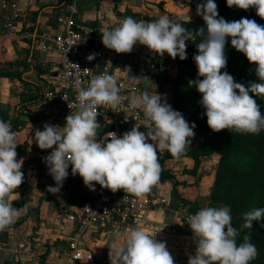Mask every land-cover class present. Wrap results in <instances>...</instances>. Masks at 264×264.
I'll return each mask as SVG.
<instances>
[{"label":"clouds","instance_id":"clouds-1","mask_svg":"<svg viewBox=\"0 0 264 264\" xmlns=\"http://www.w3.org/2000/svg\"><path fill=\"white\" fill-rule=\"evenodd\" d=\"M226 5L245 11L255 8L256 15L264 19V0H226ZM196 13L202 17L205 27L194 33L168 15L161 14L150 22L136 21L129 16L118 26L104 31L102 43L117 54L131 53L139 43L161 56L167 53L172 59L179 56L180 60H185L186 41L199 36L201 42L193 57L198 78L190 80L189 85L201 94L198 103L204 109L202 116L207 117V126L213 132L227 129L258 135L264 130V115L253 96L264 99V25L248 18L226 21L219 17L215 0L198 3ZM229 39L237 52L256 65L259 82H250L245 87L228 72L221 71L227 66L225 44ZM87 59H95V54ZM119 91L112 74L95 76L86 88L79 87L78 110L66 117L65 126L45 123L43 131L35 130L37 146L41 150L52 149L43 158L55 182V186L47 187L48 192H60L71 166V175H79L90 191H95V184H99L113 193L123 190L139 198L160 180L162 167L158 152H167L179 159L191 146L196 125H190L183 114L157 92L152 95L145 92L131 100V108L143 109L147 132L140 131L141 124L137 123L122 136L107 132L98 141L97 109L107 105L115 112L121 101ZM17 146L10 122L0 120V231L14 223L22 211H27V204L17 209L7 199L24 182L21 171L24 161L17 160ZM262 219L264 208H254L244 214L242 228L252 229L253 222ZM231 221L227 206L206 207L191 215L187 224L197 243L195 254L188 256V264H250L258 255L257 248L247 234L244 242L237 245L238 232ZM109 260L110 264H174L166 242H159L155 236L137 228H133L122 243L112 244Z\"/></svg>","mask_w":264,"mask_h":264},{"label":"crops","instance_id":"crops-1","mask_svg":"<svg viewBox=\"0 0 264 264\" xmlns=\"http://www.w3.org/2000/svg\"><path fill=\"white\" fill-rule=\"evenodd\" d=\"M4 1L10 0H0V4ZM13 1L19 3L21 16L6 37L2 35L6 11L0 7V120L10 122L18 143L17 160L24 161L21 169L24 182L7 199L17 209L27 204V214L18 225L8 226L0 231V264H21L17 258L19 251L24 255V264H63L69 252L68 240L75 227V222L69 216L78 215L82 192L88 187L79 175H71L70 166L69 176L60 192H48L47 187L55 186V182L48 174L43 158L52 149L41 150L34 136L36 129L43 131L45 123L65 126L66 117L77 112L73 110L63 113L56 101L44 96L48 88L58 87L61 83L58 79V54L51 37L65 30L58 17L62 14L67 0ZM78 1L77 20L96 28L95 44L104 52L102 62L110 66L116 79L126 74L133 77L137 90L130 93V100L145 92L151 93V88H155L156 84L165 82L164 77L171 78L174 69L170 66L171 60L167 53L161 56L137 43L131 53L117 54L114 50L104 47L102 33L118 26L129 16L134 19L139 16L136 21H141L140 18H144L141 12L146 5L150 17L144 18L145 22L155 21L161 14L176 21L185 20L182 17L187 9L183 5L177 2L171 4L169 0L163 4L159 0ZM125 11L129 13L123 14ZM188 14L189 12L186 15ZM145 62L148 70L145 68ZM140 67L143 68V74L138 76L135 71ZM157 67L164 68L168 76L154 73ZM148 71L153 77L148 76ZM35 95L38 96L35 101L19 105L21 101L26 102L28 97ZM142 118L145 123L144 114ZM97 122L100 127L96 129V139L99 141L103 139L104 126L99 120ZM143 131L147 132V129ZM147 142L153 143L151 140ZM171 159L174 158L160 163L161 167L163 164L166 168ZM38 160L43 162L38 163ZM172 162L176 165L172 170L173 174H176V180L165 178L162 170L159 182L149 193L143 195L153 198L154 201L165 198L167 204H162L161 208H156V204L153 208L145 210L138 223L126 228L107 229L97 226L87 229L81 242L94 252V258L81 264H110L109 250L112 244L122 243L133 228L144 230L147 234L155 236L159 242H166L174 264H188V256L195 254L197 242L187 221L183 219V199L191 200L201 193V189L189 184L192 179L189 173L192 165L190 158H175ZM190 213L194 215L191 211ZM23 214L22 211L15 221Z\"/></svg>","mask_w":264,"mask_h":264},{"label":"built area","instance_id":"built-area-1","mask_svg":"<svg viewBox=\"0 0 264 264\" xmlns=\"http://www.w3.org/2000/svg\"><path fill=\"white\" fill-rule=\"evenodd\" d=\"M0 7L6 11L2 33L3 37H6L21 16L19 3L13 0L4 1ZM78 7V0H67L62 14L58 17V21L64 24L65 30L51 37L58 54L60 67L58 79L61 83L58 87L48 88L44 96L56 101L63 113L78 110L76 97L79 87L86 88L95 76L103 73L112 74L110 66L102 62L103 50L95 44L96 28L77 20ZM92 54H95V59L89 61L87 57ZM116 80L121 97L119 107L115 112L107 105L97 109L96 119L104 126L103 137L107 132H116L117 136H122L137 123L141 124L140 131L145 129L142 111L130 106L129 95L137 90L133 77L126 74ZM167 202L165 198L158 201L145 196L137 198L120 190L113 193L101 188L99 184H95V191L87 188L82 192L78 215L69 216L75 222V227L68 240L69 252L63 264H81L93 260L94 252L81 242L87 229L107 225L111 228L129 227L141 220L145 210L153 208L156 204V208H161V205ZM191 215L185 212V221ZM17 258L21 264H24V255L21 251L17 253Z\"/></svg>","mask_w":264,"mask_h":264},{"label":"rangeland","instance_id":"rangeland-1","mask_svg":"<svg viewBox=\"0 0 264 264\" xmlns=\"http://www.w3.org/2000/svg\"><path fill=\"white\" fill-rule=\"evenodd\" d=\"M159 1L163 4L167 0ZM169 2L171 4L177 2L187 9L182 17L183 19L192 22L199 20L205 26L202 17L196 13V7L198 3H206V0H169ZM215 3L218 6L219 17H223L226 21L231 22L248 18L255 20L258 24L262 23L263 19L256 15L255 8H250L247 11L235 7L228 8L226 0H215ZM146 8L147 5L141 12L144 18L150 17V12ZM188 12L189 14L186 15ZM143 19L140 18L141 21ZM170 60V66L174 69L171 79L179 75L180 80L177 84L166 81L156 84L155 88H151L149 95L157 92L166 99L174 110L181 112L190 125L193 123L196 125L194 129L195 136L192 138L191 146L187 149L190 154L181 156V158L188 157L192 160L189 173L194 180L191 179L189 184L192 187L194 185L200 187L201 193L191 200L183 199L185 201V212L190 213L191 211L195 215L199 210L206 207H229L232 225L238 232L237 239L240 236L241 227L245 223L244 214L257 208L261 197L264 195V154L247 151V149H231L230 151L221 152L220 149L223 148L224 141L233 132H229L227 129L213 132L207 126V117L202 116V113H198L194 108L195 104L191 93L195 87L189 85L190 80L198 78L197 69L189 66L184 60H180L179 56L175 59L170 57ZM142 70L143 68L140 67L135 72L138 76H141L143 74ZM154 73L168 76L164 68L157 67ZM200 79L203 78L200 77ZM234 80L244 84L245 87H248L250 82H257L242 77H234ZM250 95L253 94L250 93ZM253 98L260 109L264 107V99L258 96H253ZM167 155L166 152V157L162 163L170 158ZM174 159L167 162L166 168L162 164L165 178L171 181L176 180V174L174 175L172 172L176 166L172 162ZM249 173L251 174L246 178ZM183 174H185V171ZM258 233L264 238L263 226L260 225Z\"/></svg>","mask_w":264,"mask_h":264},{"label":"trees","instance_id":"trees-1","mask_svg":"<svg viewBox=\"0 0 264 264\" xmlns=\"http://www.w3.org/2000/svg\"><path fill=\"white\" fill-rule=\"evenodd\" d=\"M128 11H125L123 14H128ZM135 20H139V16L135 18ZM179 22L187 31L189 32H196L199 28L205 27L203 23L199 20H196L195 22L192 21H186V20H179ZM260 25H264V19L262 20V23ZM201 42V38L199 36H193L189 39V41H186V53H187V59L184 61L193 68H196V65L194 63L193 57L197 54V45ZM225 55L227 58V66L225 69H222V72H228L233 77H242L247 79H253L257 82L258 78L255 75V67L256 65L250 64L247 60V58L244 56V54L237 52L232 46H231V40H227L225 44ZM164 81L169 82L171 84H177L180 80V76H176L175 78L171 79L168 77L163 78ZM192 96L195 104V110L198 111V113H203L204 109L199 105L198 101L202 98L201 94L194 88L192 91ZM38 98L37 95L30 96L26 99V102L19 103V105L26 104L29 102H33ZM262 115H264V107L260 109ZM223 148H218L221 150V152L230 151L231 149H238L243 150L247 149V151H254L256 153L264 154V130H262L258 135L253 134H240L233 132L231 136H229L224 141ZM168 154V153H167ZM186 151V153L182 156L189 155ZM159 162L162 163L164 159L161 158V155H158ZM167 157L174 158L170 154L167 155ZM38 163H42V160H38ZM251 173L246 175V178ZM257 208H264V195L261 197L258 207ZM27 211L24 212L23 216L17 220L14 221L10 226H16L18 225L25 217H26ZM263 226L264 228V219H262L259 222L254 221L252 229H243L241 227V233L240 236L236 239L237 245L244 242L243 237L247 234L250 235L251 240L250 242L253 243L258 251L257 257L250 262V264H264V238H262L261 234L258 233V228Z\"/></svg>","mask_w":264,"mask_h":264},{"label":"water","instance_id":"water-1","mask_svg":"<svg viewBox=\"0 0 264 264\" xmlns=\"http://www.w3.org/2000/svg\"><path fill=\"white\" fill-rule=\"evenodd\" d=\"M144 65H145V68L147 69V68H148L147 62H145ZM148 76H149V77H153V75H152L151 72H149V71H148ZM161 157H162V159H165V157H166V152H165V153L163 152ZM106 228H107V229H111V226H110V225H107Z\"/></svg>","mask_w":264,"mask_h":264}]
</instances>
